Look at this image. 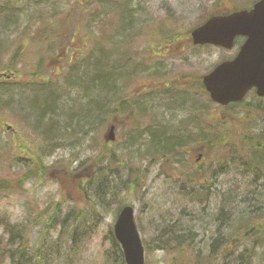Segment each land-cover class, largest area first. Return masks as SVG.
<instances>
[{
    "label": "rangeland",
    "instance_id": "374dc122",
    "mask_svg": "<svg viewBox=\"0 0 264 264\" xmlns=\"http://www.w3.org/2000/svg\"><path fill=\"white\" fill-rule=\"evenodd\" d=\"M252 1L0 0V250L123 264L110 232L131 205L144 264H264V97L211 102L201 77L238 46L190 42ZM152 131L186 146L156 153Z\"/></svg>",
    "mask_w": 264,
    "mask_h": 264
},
{
    "label": "water",
    "instance_id": "95a60500",
    "mask_svg": "<svg viewBox=\"0 0 264 264\" xmlns=\"http://www.w3.org/2000/svg\"><path fill=\"white\" fill-rule=\"evenodd\" d=\"M238 35L246 36V40L234 59L218 64L202 78L211 98L221 104L241 100L252 87L257 95H264V0L256 2L251 10L212 16L191 31L194 44H213L226 49L232 48ZM106 139L114 140L113 126L109 127ZM133 213L131 206L120 210L113 234L126 264H144V249Z\"/></svg>",
    "mask_w": 264,
    "mask_h": 264
},
{
    "label": "trees",
    "instance_id": "16d2710c",
    "mask_svg": "<svg viewBox=\"0 0 264 264\" xmlns=\"http://www.w3.org/2000/svg\"><path fill=\"white\" fill-rule=\"evenodd\" d=\"M254 1L255 0H253L252 2H254ZM226 11L227 10L217 11V12H215L213 14L226 13ZM213 14H210V15H213ZM210 15H208V16H210ZM174 40H175V37L169 36L163 42H168V41H172L173 42ZM162 133L159 132L157 134H154L153 131L150 132V135L153 138V140L151 141V149L154 150L156 153H161V152H164V151L165 152H171L176 147L182 148V147H185L186 146V144L181 140V139H184V137H182V136H179V138H181V139H178V140H176L172 136H167V137H169L167 139V142L165 144H162L161 145L160 142H158L157 137H159ZM208 133H209V131L205 128L204 131H201V133L199 135H197V141L198 140H201V139H204L205 136L207 137ZM219 139H221V136L220 135H219ZM34 160H35V164H34L35 171L37 170V172H38V170H39L40 172L43 173L45 171V166L43 165V163L41 162V160L38 157H34ZM30 170H28L24 174V176L21 178V180H24L25 178L29 177V174L32 172V169H30ZM42 173H40V174H42ZM135 182H136V179H134L133 182H132L133 186H135ZM9 190H11V186H10L9 182L4 181V180H0V193L1 192H8ZM18 231H20V230L15 229L14 234L16 233L15 234L16 236L19 235L18 234ZM10 232L12 233L11 230H10ZM110 234L112 235V232H110ZM112 240H113V243H114L116 249L119 251V253H120L121 257H122V252H121V249H120L118 243L116 242V240L114 239V237H112ZM3 251L0 250V257H2V260H3L4 255H6V257L9 259V261H10L11 264H12V262H14L15 264H19L20 263V261H21V255L23 254V252H20V248H18V249L17 248H13V249L3 250ZM37 255L40 257V254H37ZM38 264H40V263H38Z\"/></svg>",
    "mask_w": 264,
    "mask_h": 264
}]
</instances>
